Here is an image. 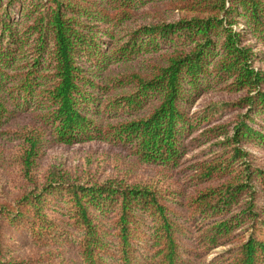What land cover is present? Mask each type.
<instances>
[{
  "label": "trees",
  "instance_id": "obj_1",
  "mask_svg": "<svg viewBox=\"0 0 264 264\" xmlns=\"http://www.w3.org/2000/svg\"><path fill=\"white\" fill-rule=\"evenodd\" d=\"M0 134V264H264V0H0ZM92 141L157 168L41 166Z\"/></svg>",
  "mask_w": 264,
  "mask_h": 264
},
{
  "label": "rangeland",
  "instance_id": "obj_2",
  "mask_svg": "<svg viewBox=\"0 0 264 264\" xmlns=\"http://www.w3.org/2000/svg\"><path fill=\"white\" fill-rule=\"evenodd\" d=\"M143 19V16L139 18ZM142 60L134 61L130 63H121L111 66L109 69L115 73H124L126 71H144V66L142 65ZM223 99L221 95L217 94H207L202 97L204 102H212ZM103 119L106 120L105 117ZM104 120V121H105ZM32 123V117L30 114H20L9 121L4 129H17ZM211 143L207 142L200 147L190 146L184 155L182 161L183 164L178 169H182L188 165H191L195 161L204 158L203 154L207 153L205 150ZM17 143L11 142L4 135L0 134V158L3 162H7L9 156L13 153L12 151L16 148ZM41 166L46 167L48 165L62 166L65 168H89L91 171H102L105 175L118 172L116 175H122L123 173L129 172L131 174H142L149 175L157 167L146 166L136 160L126 147H119L114 145H109L107 143L92 141L89 143L75 144L72 146L65 145H55L51 148L45 150V154L40 160ZM120 172V173H119ZM188 172L173 173L171 177L179 187L185 189L189 185ZM4 179V178H3ZM190 189H186V193H190ZM24 243V240L21 239ZM220 248L215 249L212 253L208 255V258L214 256V252L219 251Z\"/></svg>",
  "mask_w": 264,
  "mask_h": 264
}]
</instances>
